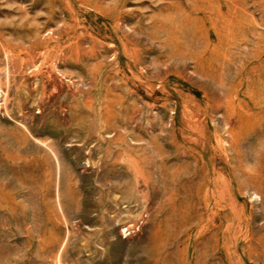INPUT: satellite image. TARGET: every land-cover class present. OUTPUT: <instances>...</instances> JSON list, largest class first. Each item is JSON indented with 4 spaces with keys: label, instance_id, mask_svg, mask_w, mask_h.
Wrapping results in <instances>:
<instances>
[{
    "label": "rangeland",
    "instance_id": "rangeland-1",
    "mask_svg": "<svg viewBox=\"0 0 264 264\" xmlns=\"http://www.w3.org/2000/svg\"><path fill=\"white\" fill-rule=\"evenodd\" d=\"M0 264H264V0H0Z\"/></svg>",
    "mask_w": 264,
    "mask_h": 264
}]
</instances>
